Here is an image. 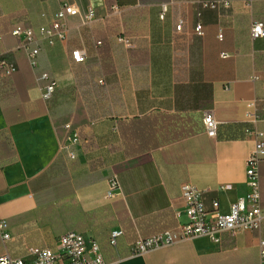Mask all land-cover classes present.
<instances>
[{
  "label": "crops",
  "instance_id": "obj_1",
  "mask_svg": "<svg viewBox=\"0 0 264 264\" xmlns=\"http://www.w3.org/2000/svg\"><path fill=\"white\" fill-rule=\"evenodd\" d=\"M207 1L0 0V57L16 67L0 99V219L10 233L0 239V255H22L28 245L52 247L59 234L74 229L99 242L106 264H258L264 224L259 231L225 235L221 243L195 236L128 253L139 238L186 221L183 182L201 190L207 210L216 200L221 212L248 190L245 161L254 139L247 130L242 139H218L196 127L182 139L130 156L118 130L120 121L147 116L156 121L155 140L165 142L163 116L198 123L211 110L220 124L251 123L246 114L256 111V127L264 133V37L250 36L251 22H264V0H250L248 7L247 0H230L220 9L204 6ZM64 2L81 13L92 7L96 18L82 23L68 16L66 39L53 46L41 42L32 70L11 29L35 30ZM112 5L122 11L113 14ZM121 31L130 46L117 41ZM80 47L86 60L75 63L70 51ZM42 72L55 80L46 99L44 82L37 80ZM144 130L131 138H143ZM113 173L122 195L106 200ZM259 183L264 211V161ZM112 229L123 235L108 248Z\"/></svg>",
  "mask_w": 264,
  "mask_h": 264
},
{
  "label": "built area",
  "instance_id": "obj_2",
  "mask_svg": "<svg viewBox=\"0 0 264 264\" xmlns=\"http://www.w3.org/2000/svg\"><path fill=\"white\" fill-rule=\"evenodd\" d=\"M245 6H250V0ZM204 6L214 9L229 8L230 0H211L204 2ZM165 5L162 6L160 17L165 12ZM110 12L119 14L122 9L117 5L110 7ZM68 16H79L82 23H90L95 20V10L89 7L84 13L72 3H61L54 13L53 18L45 24H40L35 30L31 27L15 26L11 34L20 39V47L23 49L29 67L35 70L38 66V55L41 50V42L53 46L56 41L66 39ZM182 20L175 26L180 31ZM195 32L202 34L201 24L195 26ZM250 36L252 39L264 37V22L253 20L250 25ZM221 38V34H218ZM117 41L130 46V38L121 31L117 34ZM96 41V45H100ZM87 52L84 48H74L70 51L71 60L75 63H82L86 60ZM222 58L229 57L226 52H221ZM0 70L3 75L8 76L15 71V65L0 57ZM257 79V75L252 76ZM38 81H43L42 98L51 96L55 90V80L47 72L37 76ZM264 109V105H263ZM252 126L247 130L254 139V146L245 161V179L248 186L247 192L234 200L226 212L219 211L218 201L212 202V209L207 210L203 204L202 192L190 182H183L180 185V196L184 202V213L186 221L180 223L175 229L164 230L153 234L148 238H139L132 244L129 254H144L150 250L168 247L178 242L191 239L195 236H206L211 241L221 243L223 237L228 235L234 237L239 230L247 229L259 231L264 224V211L261 207L259 165L264 161V133L256 127L259 115L256 111H249L246 114ZM201 123L204 132L212 138L217 135L220 122L215 118L211 110H204L201 116ZM73 157V155H72ZM121 187L116 174H111L107 179V189L104 194L106 200H112L121 196ZM123 235L121 229H112L108 235V244L116 247L119 238ZM10 238L7 223L0 219V239L6 241ZM258 264H264V239L259 238L258 243ZM99 242L84 233L67 229L55 240L54 246H26L24 253L19 256H11L7 253L0 255V264H106Z\"/></svg>",
  "mask_w": 264,
  "mask_h": 264
},
{
  "label": "trees",
  "instance_id": "obj_3",
  "mask_svg": "<svg viewBox=\"0 0 264 264\" xmlns=\"http://www.w3.org/2000/svg\"><path fill=\"white\" fill-rule=\"evenodd\" d=\"M16 70V67H15ZM15 72V71H14ZM13 72V73H14ZM12 73V74H13ZM5 76L2 74L0 70V99L4 95V85L9 79L11 75ZM164 120L166 121V127L163 128L162 135L165 137V142H158L156 141V132L158 130L155 129L156 121L154 118H149L147 116L141 118H133L129 119L128 121H120L118 123V130L120 132V136L123 138V145L127 156L136 155L141 153L149 148L158 147L163 145L168 141H175L186 137L187 135L193 134L197 129L203 130V125L201 122H194L191 118H186L180 122H178V118H174L175 116L172 115H165L163 116ZM175 119V120H171ZM146 125H148L149 129L146 130ZM251 123L249 122H230L226 124H219L216 138L218 139H242L245 135L246 130L251 128ZM177 130H174L175 128ZM145 136L142 138L141 136H135L134 138L137 141H134L133 133L137 132L138 130L144 129ZM161 135V134H160ZM79 137V136H78ZM81 138V136H80ZM88 140V139H87ZM131 141V142H130ZM87 145V142H85ZM134 147V148H133ZM72 212L76 213L79 212L78 209L73 210ZM120 239V238H119ZM119 243V240H118ZM106 247H112L107 243L105 244ZM118 246V244H117ZM129 253V252H128Z\"/></svg>",
  "mask_w": 264,
  "mask_h": 264
},
{
  "label": "rangeland",
  "instance_id": "obj_4",
  "mask_svg": "<svg viewBox=\"0 0 264 264\" xmlns=\"http://www.w3.org/2000/svg\"><path fill=\"white\" fill-rule=\"evenodd\" d=\"M125 17V16H124ZM130 22V21H129Z\"/></svg>",
  "mask_w": 264,
  "mask_h": 264
}]
</instances>
